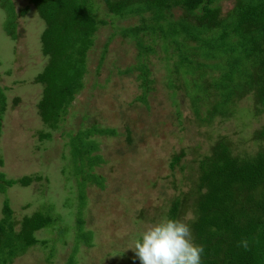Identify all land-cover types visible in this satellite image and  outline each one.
Listing matches in <instances>:
<instances>
[{"label":"rangeland","instance_id":"rangeland-1","mask_svg":"<svg viewBox=\"0 0 264 264\" xmlns=\"http://www.w3.org/2000/svg\"><path fill=\"white\" fill-rule=\"evenodd\" d=\"M89 1L96 19L106 23L97 27L86 53L83 87L58 129L50 130L37 110L43 86L34 83L48 60L41 42L46 23L30 0H0V94L4 95L0 173L6 181L31 178L26 187L16 184L0 191V220L8 215L18 233L19 222L36 212L56 218L53 226L33 232V244L16 241L23 247L15 249L13 256L3 249L0 264H69L71 256L72 264H140L131 249L135 241L167 216L172 201L193 189L198 161L213 144L225 140L237 155L253 154L264 146L253 138L264 127V112L253 115L252 91L236 101L228 117L217 116L211 124L202 125L190 106L193 75L188 74L171 36L153 35L149 30L130 33L142 27L149 15L120 19L100 0ZM233 2L214 0L213 5L224 14ZM10 11L15 15V37L6 29ZM182 14L173 8L170 19L175 21ZM183 36L177 35L176 41L187 43L182 49L193 53L197 61L208 65L220 61H206L199 56L197 42L184 41ZM62 57H58L61 64L67 59ZM143 68L147 91L142 88ZM66 71L72 77L76 74L74 68ZM206 72L203 79L210 83L208 76H218L220 69L208 67ZM199 73L195 71L194 76ZM64 75L69 77L65 71ZM142 95L145 102L139 99ZM88 130H93L86 139L95 144L92 156L97 159L91 167H82L100 176L103 188L87 183L88 179H82L86 182L82 188L70 162V145L77 134ZM46 133L49 138L41 139L39 135ZM180 154V161L171 167L173 157ZM194 203V198L183 200L179 219L190 212L186 222L196 221Z\"/></svg>","mask_w":264,"mask_h":264},{"label":"trees","instance_id":"trees-1","mask_svg":"<svg viewBox=\"0 0 264 264\" xmlns=\"http://www.w3.org/2000/svg\"><path fill=\"white\" fill-rule=\"evenodd\" d=\"M100 1L111 15L120 19L132 15H149V18L145 17L142 27L130 29V33L149 30L153 35L159 33L163 37L171 36L181 61H185L189 68L188 74L193 75L191 85L194 90L190 96V106L199 123L209 125L217 116L228 117L230 108L246 91H252L253 94V115L259 116L264 112V0H234L231 9L224 14L219 6L213 5L214 0ZM30 2L46 23L41 42L42 51L48 60L34 80V83L43 86L37 104L38 115L46 128L56 130L64 121L75 95L83 87L86 53L93 43L97 27L104 26L106 22L96 19L89 0ZM176 7L183 14L172 21L171 10ZM7 17V32L15 37L12 33L15 15L10 11ZM180 33L184 34V41L197 42L196 49L201 50L199 56L206 61L212 58L220 61L213 65L197 61L193 53L188 54L185 48L182 49L187 43L176 41L175 37ZM61 39L65 43L64 48ZM60 56L71 63L65 60L61 64ZM74 61L77 63L74 64ZM208 67L220 69L218 76H208L211 78L210 83L203 79ZM69 68L75 69L73 77L66 71ZM197 70L201 73L194 76ZM64 71L69 77L64 75ZM145 75L146 69L143 68L142 79L145 82L142 88L147 91ZM139 99L145 102V95ZM204 103L205 106L202 105ZM0 104L1 112L4 109L3 94H0ZM91 132L93 130L76 135L70 145L73 149L70 162L76 167H73L74 175L82 188L86 184L82 179H88L87 183L92 182L103 188L101 177L84 171L82 167L87 164L91 167L96 163L97 157L92 156L96 146L86 139ZM105 132L113 133L111 130ZM49 135L39 136L46 139ZM253 138L264 142V127L257 130ZM76 155L79 160L75 158ZM182 155L173 157L170 166L174 167ZM197 173L198 177L192 183L193 189L187 195L183 194V199L171 202L167 217L179 219L183 200L194 198L192 209L196 221L191 222L190 227L194 242L204 247L202 264H264V146L253 154L237 155L228 142L219 140L210 147L209 154L198 161ZM2 177L0 173V191L16 184L26 187L31 182L28 176L7 181ZM82 194L81 199L84 198ZM55 222L56 218L36 212L19 222V231L16 233L10 218L5 215L0 220V254L6 249L8 257L13 256L15 249L20 250L24 244L34 243V231L51 227ZM78 223L81 231L82 222ZM242 239L249 241L247 251L237 246ZM16 241H21L23 245L18 247ZM72 260L71 256L69 264H72ZM2 262L5 263L6 259Z\"/></svg>","mask_w":264,"mask_h":264},{"label":"clouds","instance_id":"clouds-1","mask_svg":"<svg viewBox=\"0 0 264 264\" xmlns=\"http://www.w3.org/2000/svg\"><path fill=\"white\" fill-rule=\"evenodd\" d=\"M189 219L190 212L183 219L164 216L151 224L131 248L140 264H202L204 247L194 242ZM237 246L247 251L248 239Z\"/></svg>","mask_w":264,"mask_h":264}]
</instances>
